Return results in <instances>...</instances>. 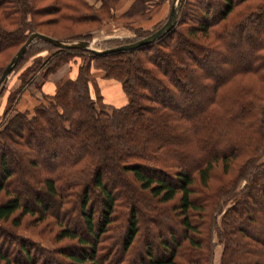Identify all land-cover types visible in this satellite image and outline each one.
Instances as JSON below:
<instances>
[{"label":"trees","instance_id":"1","mask_svg":"<svg viewBox=\"0 0 264 264\" xmlns=\"http://www.w3.org/2000/svg\"><path fill=\"white\" fill-rule=\"evenodd\" d=\"M35 1L0 0V54L13 49L6 63L31 32H44L40 29L43 24L62 22L69 26L100 22L102 16L97 12L106 8V17H114L110 7L116 0H101L99 6L85 0H51L41 7ZM144 1L133 0L118 18L131 20L132 14L145 9ZM48 14L51 16L44 20L35 18ZM157 27L130 29L141 38ZM92 30L94 27L56 38L88 41ZM233 38L247 55L241 65L238 62L234 65L233 58L226 54L231 44L227 41ZM32 43L53 49L42 62L40 57H35L46 66L43 78L70 60L71 53L87 55L76 67L73 77L62 79L52 93L41 91L31 107L17 109L15 97L33 69L21 74L19 86L7 98V106L0 116V264H52L46 259L49 255L67 264H135L132 252L142 232L137 208L130 200L143 194L152 204L156 217L173 219L181 229L180 235L172 239L173 231L168 227V237L162 238L161 230L152 226L162 252L153 255L145 238L140 264H212L209 244L204 256L197 260L191 256L201 246L200 240L193 236L200 234L203 209L208 210L217 201L212 194L203 198V190L194 196L193 175L198 174L199 184L204 188L216 160L221 159L226 170L227 156L238 151L229 148L227 152H206L200 134L215 126L228 128L233 124L241 127V132L250 133L255 121L247 120L246 114L251 110L262 113L264 120V96L251 94L250 81L240 82L249 76L264 81V0H181L176 22L170 30L152 42L129 50L94 54L79 48H59L34 38L20 61L29 53ZM118 44L122 43L114 45ZM209 61L217 66L219 77L213 78L205 69ZM6 63L0 67V73ZM91 67L101 69L105 77L120 81L128 97L126 104L105 110ZM206 88L208 95L202 100L196 99L197 90ZM233 105L235 117L227 119L225 114L230 113ZM163 131L172 133L158 138ZM249 135L244 138L245 143L251 139ZM235 137L241 138L236 134ZM178 147L189 149L195 156L187 153L176 156L169 152ZM15 152L27 167L23 173L7 165L11 160L7 155ZM254 157L244 166L252 168L250 175H240L246 179L244 189L223 212L222 230L217 229L224 246L219 264H231L227 260L230 250L225 238L227 231L239 232L240 241L247 246L244 253L253 255L264 251L263 237L240 227L230 228L229 221L237 207L250 197L258 174H264V163L253 164ZM42 158L52 161L51 166L45 167L40 161ZM190 159L193 163L185 167L184 162ZM110 170L119 177L118 182L107 180L106 171ZM131 180L137 185H131ZM19 183L23 191L30 192L31 201L20 195ZM124 183L133 192L130 197L119 192V186ZM259 189L264 206L263 183ZM228 192L221 189L218 194H231ZM96 199L99 207L94 205ZM174 199L175 204H165ZM121 208L126 209L125 219H121ZM69 213H76L82 228L70 224L66 216ZM211 213L208 220L213 224L215 214ZM27 215L34 222L51 217L58 226L54 240L73 241L77 251L72 252L69 245L46 249L16 235L13 228ZM258 215L264 218V211ZM118 221L124 224L119 239L113 234L114 223ZM259 221L264 226V219ZM7 226L10 227L7 229ZM20 254L28 262L20 260L17 256Z\"/></svg>","mask_w":264,"mask_h":264},{"label":"rangeland","instance_id":"2","mask_svg":"<svg viewBox=\"0 0 264 264\" xmlns=\"http://www.w3.org/2000/svg\"><path fill=\"white\" fill-rule=\"evenodd\" d=\"M50 1L51 0H36L35 5L38 7L45 6ZM170 2H172V0ZM144 5L146 8L145 1H144ZM142 9H141V13H138L137 15L132 14L131 20L125 17L118 18L114 16L113 21H110L112 19L106 17V14H108L107 13L108 9L106 8V10L104 11L97 12L98 15L102 16V20H100V22L93 21V22H88L84 24L76 23V24H71L69 26L63 24L62 22L47 23L46 25L43 24L40 27V29L44 31L42 33L52 36V37L55 36L56 38V37H62V36L73 34V33L80 32V31H84L86 29H89L90 27L91 28L94 27V30H92L91 34L89 35L88 41L91 43V45L94 48L101 49V48L111 46L117 43L129 42L131 40L138 38L139 36H137V33H135V31L130 28L135 26L134 24L132 25L135 19L142 17V16H146L148 14V11H145L144 8ZM50 16H51L50 14L41 15V16L38 15L35 18L39 20H44L45 18H49ZM165 19L166 17L163 20L152 25L149 29H153L157 27L160 23H162V21L164 22ZM112 23L117 26H122L128 29L129 35H124V34L117 35L115 31L114 32L112 31V25H111ZM243 34H246V31ZM115 39L118 41H115ZM233 39L227 41V42L231 41V44H228V46L230 45L229 46L230 50L226 54L230 55L233 58L234 65H236L237 62L239 65H241L242 63L245 62L247 55L245 51H243L244 47L237 46L236 39L235 38ZM84 40H87V39H84ZM246 42H248L247 43L248 45L250 43V39L247 40ZM12 52H13V49H11L9 52L0 54V67L4 63H6V61L12 54ZM51 52H53V49L44 47L41 43H32L29 53L21 61H20V58L18 59V61L16 62V64L18 63L17 67L14 70L9 72L5 81L2 83V86L0 89V116L2 115L4 108L7 106L6 101H7L8 96H10L12 92L20 84L19 77L21 76V74L29 71V69H33V71L29 72V75H27L29 78L30 77L31 78L29 79L27 77L28 81L26 85L24 86V88L21 90L20 94L18 95L19 97L18 96L15 97V100H16L15 106L18 109H24L26 107H31L33 105L35 100L40 96L41 91L39 88V84L41 83V81H43L46 78V77L43 78V75H42L46 66L43 64H40V62L35 60V57H40L41 62H42V59H44V57L49 55ZM70 55H71L70 60H68L66 63L62 65L69 63L70 65L74 64L77 67L83 61V56L87 54L86 53H80V54L71 53ZM236 59H239V61H237ZM205 65H206L205 69L209 71V74L213 78H217L220 76L219 74L221 73H219L217 66L214 64V62H211V61L206 62ZM65 66H68V65H65ZM255 78L256 76H249V77H246V79L243 78L240 82L242 83L244 82L247 84L250 81V84L253 86L251 87V94L253 96L258 95L259 97L261 95L264 96V81L261 82ZM61 80L62 79H60L56 83V86ZM23 94H25L24 97H23ZM207 95H208V88L204 90L199 89L197 90L196 99L202 100ZM93 96L96 97V95L94 94ZM255 101H258V100H255ZM98 102L100 101L98 100ZM22 105H24L23 106L24 108H22ZM104 106H105V110L107 111L111 110L110 108L111 106H108L106 104H104ZM229 110H230V113L225 114L226 117H228L227 119H230L229 117H235L234 114L232 113L235 112L236 106L235 105L231 106ZM261 114H259V112H256L254 110H251L249 113L246 114L247 120L251 119L255 121V124H253V128L249 130L250 133L241 132L240 131L241 127L233 124V125H229L228 128L224 126H215L213 129L206 130L204 132H201L200 134V136L205 141L204 147L206 148V152H210V151L216 152V153L220 151L227 152L229 148H232L235 150L237 149L238 152H236L235 155L227 156L226 160L228 161V166L226 170H223V166H222L223 164H222L221 159L216 160V162L213 164V167L211 168V172L207 178L206 185L204 186V188L199 184L198 174L194 173L193 175V188H195L196 190L194 193V196H198L199 192H202L203 190L204 191L203 198L204 197L208 198L207 194L208 195L212 194L214 195L212 197L213 200L219 201V202L217 201L214 202L213 206L210 205L208 210H206L205 207L203 209V215H202L203 219L201 221V225L199 226L200 234L198 235L195 234L193 236L194 238L200 240L201 242L200 248L194 252V255H191L196 260L199 259L200 256H204L206 254V246L208 244L211 249L212 264H219L221 260L224 246H223V243L218 238L217 229H219L220 231L222 230V225H221L222 214L224 211H226V209H228L234 204L235 197L244 189L246 179L244 177H241L240 175H244V176L250 175L249 172L253 171L250 166H248L247 169L244 168L245 164L249 162L248 160L255 156L254 158L256 162L253 164L259 165L261 163H264V120L262 121L263 114L262 115ZM230 115H233V116H230ZM170 133L172 132L163 131L162 132L163 135L160 134V137L158 138L169 137ZM235 134L241 138L236 139ZM248 134H250L249 136H251V139L247 143H245V139H246L245 137H248L247 136ZM248 144L249 146H247ZM240 147L242 149L239 151ZM169 152L174 155L176 154V156H181L184 153L191 154V155L194 154L189 149L186 150L185 148H182V147H178L177 149L176 148L172 149ZM8 156L11 158L10 162H7L8 166L16 169L20 173H23L24 171L27 170L25 162L19 159L20 154L18 152L8 154L7 157ZM194 160H195V157H194ZM40 161L45 167H50L52 164V161H49L48 158H44V159L42 158V160ZM191 163H193V160L190 159L184 162V165L185 167H190ZM106 177L108 178L107 180L109 181H115V182L119 181V177L116 175L115 172L111 170L106 171ZM20 181L22 183V180ZM262 183L264 184V174L259 173L256 179V183L252 187L253 191L251 194H249L250 197H248L246 201L244 200V202H242L237 207V210H236L237 213L236 212L234 213L235 214L234 217L232 218L231 216L229 218L230 228L240 227L242 228L243 231H246L255 236L264 238V226L258 223L260 219L261 220L264 219L263 217L258 215L261 212V210L262 212L264 211L263 200L261 199L260 192H259L260 190L259 184H262ZM123 185L119 186V192L123 196L130 197L131 193H133L130 186H128L127 184L125 185V183ZM131 185L136 186L137 184L131 180ZM221 189L225 191L227 190V192L230 191L228 193H231V194L226 193L227 194L226 195L225 193H223L219 196L218 193ZM18 191L23 198L31 201L32 195L30 194L29 191H26V190L23 191L22 184L20 183L18 186ZM143 195L141 196L137 195L138 197L136 196V199L129 198L131 199L130 202H132L137 208L138 216L140 219L139 226L142 232L140 234L141 238L139 239L136 245V249L133 251L134 253L132 252L133 257L135 258V264H140L139 256L140 254L141 256L143 255L144 248L142 244L145 238H147L149 242L148 248L151 250L153 255H158L159 253L162 252L161 247L159 246V244H157V237L155 236V230L152 226L156 225L161 230L163 234L162 238L168 237V233H167L168 227L171 228L173 231L172 239L177 238L180 235V229H181V227L176 222H174L173 219L169 220V219H162V218L156 217L155 211L151 209L152 204ZM226 197L228 198L225 201H223ZM198 200L201 201V198H199ZM175 202H176V199H174L173 201L166 202L165 204L167 205L175 204ZM94 205L95 207H99V199L95 200ZM37 207H40V206H37ZM213 207H214V210H213ZM220 207H221V210L218 212H215L217 211V208H220ZM121 211H122L121 219H125L126 209L121 208ZM210 211H212L211 214L213 215L215 214V220L213 224H212V221L210 224L209 223L210 220H208L211 216V215L209 216ZM66 216L70 218L71 225L72 224L75 225L77 229L82 228V222L79 219V217L76 216V213H73V214L69 213ZM149 220L152 222H149ZM120 223L122 222L118 221L117 224L114 223V230H113V234H115L114 236L118 239L120 237V234L124 230V224L122 223V226H120ZM5 224H8V223H5ZM216 226L219 228H216ZM9 227L10 226H7V229ZM57 229H58V226L54 224V221L51 217H47L43 219L42 221L34 222L32 217L29 215L22 218L21 224L18 227L13 228L16 235L20 236L23 239L33 241L37 243L39 246L44 247L46 249H53L55 246L69 245L71 246L70 250L72 252H76L77 248L74 245L73 241H68L66 239H62L58 241L54 240V234L57 231ZM208 231H209V234H207ZM227 232L228 233H227V236L225 234L226 236L225 238H228L227 241L229 242V248H230V250L228 249V253H227L228 263L231 262V264H254V263L264 264V251L261 253L255 252L253 253V255H248L244 253L243 249H245V247L247 246L240 241L239 232L238 231H227ZM88 236L90 235L88 234ZM119 245H120V242L118 246ZM84 251L87 252L86 249ZM163 251L166 253V250H163ZM9 253L11 254L12 252L10 251ZM17 256L20 260L28 262V260L25 258L23 254L22 255L20 254ZM46 259L47 260L49 259L48 261L52 264H67V263H63L59 259H55L53 255H49ZM141 261H143L142 258H141Z\"/></svg>","mask_w":264,"mask_h":264},{"label":"crops","instance_id":"3","mask_svg":"<svg viewBox=\"0 0 264 264\" xmlns=\"http://www.w3.org/2000/svg\"><path fill=\"white\" fill-rule=\"evenodd\" d=\"M88 4L99 6L101 0H85ZM133 0H116L113 7L110 8V12L118 17L123 12H125L132 4ZM171 1V0H170ZM169 0H145L146 8L148 11L146 16L139 17L135 19L132 23L135 26L142 27L143 29H149L152 25L163 20L167 17L169 7L172 2ZM110 21H113L114 17H111ZM112 25V31L116 32L117 35H129L128 29L122 26ZM121 31V32H120ZM68 65V66H65ZM62 65L55 72L49 74L41 83L39 84L40 91L43 93H52L56 88V83L60 79L71 78L75 75L76 66L69 63ZM91 75L93 76L96 87L101 95L103 103L108 106L119 107L127 103L128 97L122 89L119 80L112 77H105L101 69L91 67ZM26 90V89H24ZM90 92L93 94V88L90 87ZM25 94H23V97ZM26 99V98H25ZM24 105H22V108ZM16 107V106H15ZM20 108V107H19ZM18 109V108H17Z\"/></svg>","mask_w":264,"mask_h":264},{"label":"water","instance_id":"4","mask_svg":"<svg viewBox=\"0 0 264 264\" xmlns=\"http://www.w3.org/2000/svg\"><path fill=\"white\" fill-rule=\"evenodd\" d=\"M180 3H181V0H172V3L169 7L167 17L164 20V22L159 27H157L152 32H150L149 34H147L141 38H138L134 41H131V42L122 43V44H118V45H114V46H109V47H105V48H101V49L94 48L91 45V43L89 41H86V40H63V39H59V38H55V37L46 35L42 32L33 31L27 36L25 41L19 46V48L15 51V53L10 58V60L3 67V69L0 73V87H1V84L5 81L9 72L12 70L15 63L18 61V59L20 58V56L24 52L27 45L34 38L43 39V40L49 42L50 44L57 46L59 48H65V49L79 48L82 50L90 51L94 54H103V53L119 51V50H129V49L136 48L140 45L152 42L155 39L159 38L160 36L164 35L168 30H170L176 22Z\"/></svg>","mask_w":264,"mask_h":264}]
</instances>
